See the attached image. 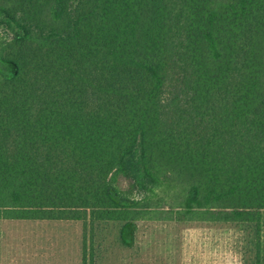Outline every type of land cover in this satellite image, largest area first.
<instances>
[{
    "label": "trees",
    "instance_id": "obj_1",
    "mask_svg": "<svg viewBox=\"0 0 264 264\" xmlns=\"http://www.w3.org/2000/svg\"><path fill=\"white\" fill-rule=\"evenodd\" d=\"M175 214L261 231L264 0H0V218Z\"/></svg>",
    "mask_w": 264,
    "mask_h": 264
},
{
    "label": "rangeland",
    "instance_id": "obj_2",
    "mask_svg": "<svg viewBox=\"0 0 264 264\" xmlns=\"http://www.w3.org/2000/svg\"><path fill=\"white\" fill-rule=\"evenodd\" d=\"M7 224L16 238L34 233L47 246L44 254H28L29 264H84V252L87 264H264V223L260 233L253 225L189 222L176 214L128 225L93 223L87 230L74 220Z\"/></svg>",
    "mask_w": 264,
    "mask_h": 264
},
{
    "label": "crops",
    "instance_id": "obj_3",
    "mask_svg": "<svg viewBox=\"0 0 264 264\" xmlns=\"http://www.w3.org/2000/svg\"><path fill=\"white\" fill-rule=\"evenodd\" d=\"M17 220V219H5L0 218V264H29L28 260L30 259L28 254L33 255L37 250L41 251V254H44V250L47 246L40 241V235L28 234V233H16L18 238L14 236L15 233L8 232L10 228L6 225L7 221ZM23 221V220H17ZM29 221V220H28ZM36 221H50V220H36ZM43 223V222H41ZM5 225V227L3 226ZM34 237L30 238V237ZM86 236V235H85ZM37 237V238H36ZM31 243H30V242ZM35 241V242H33ZM86 248L85 238H84V249ZM35 251V252H34ZM86 252H84V264H85Z\"/></svg>",
    "mask_w": 264,
    "mask_h": 264
}]
</instances>
